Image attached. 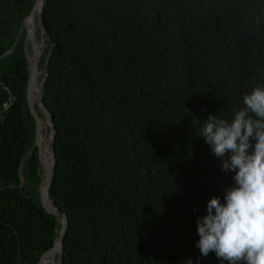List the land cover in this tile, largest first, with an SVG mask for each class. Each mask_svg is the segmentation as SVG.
Listing matches in <instances>:
<instances>
[{"label":"trees","instance_id":"trees-1","mask_svg":"<svg viewBox=\"0 0 264 264\" xmlns=\"http://www.w3.org/2000/svg\"><path fill=\"white\" fill-rule=\"evenodd\" d=\"M35 2L0 0V56L15 45L0 59V264H38L61 228L40 203L26 98L19 31ZM34 35L47 115L35 109L54 126L49 198L67 216L60 264H228L195 246L234 175L197 133L264 83V0H43Z\"/></svg>","mask_w":264,"mask_h":264},{"label":"clouds","instance_id":"clouds-1","mask_svg":"<svg viewBox=\"0 0 264 264\" xmlns=\"http://www.w3.org/2000/svg\"><path fill=\"white\" fill-rule=\"evenodd\" d=\"M242 104L231 120L209 114L197 133L221 160V170L234 175L223 202L212 197L197 219L195 246L200 257L214 252L228 264H264V83L244 94Z\"/></svg>","mask_w":264,"mask_h":264},{"label":"water","instance_id":"water-1","mask_svg":"<svg viewBox=\"0 0 264 264\" xmlns=\"http://www.w3.org/2000/svg\"><path fill=\"white\" fill-rule=\"evenodd\" d=\"M39 1H41V6H42L43 0H36L35 5L31 11L30 15L26 19H24L22 24H21L19 34L21 33V31L23 29L26 30L25 45L26 46L29 45L31 52H32V58H33L32 62H30L28 60L29 76H28V80H27L26 98H27V103H28L30 113L33 116L34 121H35V143H34L33 149L38 150L39 166L41 167L42 173H43V181L41 183V189H40V203H41V206L45 209V211L49 214L54 215L61 225L60 232H59V238L46 251H44L42 253L38 264H41L45 253L55 246H57L59 248L58 259H59V264H60L62 240L64 239V236H65V233L67 230V216L65 213L61 212L57 207H55L51 203L50 198H49V188H50L51 182H52L53 163H54V156L52 153V140H53V134H54V126H53L52 120L50 118H48L50 135H51V141H50V145H49L51 160L49 162L47 160L45 153L43 152V150L41 148V145H40L41 121H42V119L39 117V115L37 114L36 109H35V104H36L37 107H39L44 112L45 116L47 115V110L43 107V104H42V93H41V91L38 94L39 95V103L33 102L30 98V88L34 84V82L37 80V77L40 73L39 69H38L39 60H40L41 54L44 50V45H42L41 42L35 38V35H34L35 16L37 17V25H41V7H40L39 13L35 15V8H36ZM29 19L32 22L31 28H29V26H28L29 25L28 24ZM19 34L16 38V42L18 41ZM14 46H12L10 49H8L6 52H4L0 56V59L3 56L10 53L13 50ZM44 80H45V78L43 77L42 83L44 82ZM31 152H32V150L27 152L24 155V157L22 158V162L28 157L29 154H31ZM20 177L23 181V174L22 173H20ZM46 198L49 199V202H50L49 207L46 206V204H45Z\"/></svg>","mask_w":264,"mask_h":264},{"label":"rangeland","instance_id":"rangeland-1","mask_svg":"<svg viewBox=\"0 0 264 264\" xmlns=\"http://www.w3.org/2000/svg\"><path fill=\"white\" fill-rule=\"evenodd\" d=\"M37 26V17L35 16V27ZM41 44L44 45L45 47V43H44V39L41 38ZM26 58L32 62L33 61V58H32V55L31 54H28L26 53ZM40 77H41V72L39 73L38 77H37V83L40 87V91H41V87H42V80H40ZM31 100L35 103H39V95L36 94L35 97H30ZM42 124H41V139H42V142L44 143L45 147H46V150H48L50 152V148H49V145H50V141H51V135H50V132H49V121H48V118H44L42 119ZM50 139V140H48ZM47 141V142H46ZM44 146H42V149L45 148ZM55 264H59V259H58V253H56V257H55Z\"/></svg>","mask_w":264,"mask_h":264},{"label":"bare ground","instance_id":"bare-ground-1","mask_svg":"<svg viewBox=\"0 0 264 264\" xmlns=\"http://www.w3.org/2000/svg\"><path fill=\"white\" fill-rule=\"evenodd\" d=\"M40 7H41V1H39L38 2V4H37V6H36V8H35V15L36 14H38L39 13V11H40ZM31 20L29 19V21H28V26H29V28H31ZM39 92H40V87H39V85H38V83H37V80L34 82V84L31 86V88H30V97H32V95H33V97H35V95L36 94H39ZM41 124H42V122H41ZM42 138V137H41ZM48 140H50V139H48ZM47 142V141H46ZM43 144V142H42V139H40V145H41V148H42V145ZM44 147H45V145H44ZM43 150V152L45 153V155H46V157H47V160L50 162V160H51V156H50V152L48 151V150H46V147L44 148V149H42ZM45 204H46V206H50V202H49V199L48 198H46L45 199ZM58 250H59V248L57 247V246H55L52 250H50L49 252H47L45 255H44V257H43V259H42V262H41V264H43V262H44V260H45V258L46 257H48L49 255H51L52 253H53V255H52V258H51V261H50V263L49 264H55V257H56V253H58Z\"/></svg>","mask_w":264,"mask_h":264}]
</instances>
